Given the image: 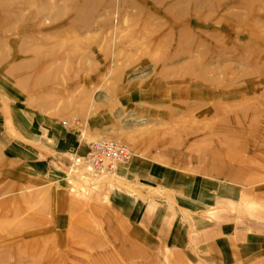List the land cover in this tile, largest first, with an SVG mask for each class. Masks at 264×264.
Returning a JSON list of instances; mask_svg holds the SVG:
<instances>
[{
    "label": "rangeland",
    "instance_id": "374dc122",
    "mask_svg": "<svg viewBox=\"0 0 264 264\" xmlns=\"http://www.w3.org/2000/svg\"><path fill=\"white\" fill-rule=\"evenodd\" d=\"M0 264H264V0H0Z\"/></svg>",
    "mask_w": 264,
    "mask_h": 264
},
{
    "label": "built area",
    "instance_id": "2783aa9c",
    "mask_svg": "<svg viewBox=\"0 0 264 264\" xmlns=\"http://www.w3.org/2000/svg\"><path fill=\"white\" fill-rule=\"evenodd\" d=\"M130 155L127 145L121 141L100 138L87 144V151L82 159L85 167L94 173H110L116 164Z\"/></svg>",
    "mask_w": 264,
    "mask_h": 264
},
{
    "label": "bare ground",
    "instance_id": "6f19581e",
    "mask_svg": "<svg viewBox=\"0 0 264 264\" xmlns=\"http://www.w3.org/2000/svg\"><path fill=\"white\" fill-rule=\"evenodd\" d=\"M201 92H199V95L197 96V101L200 103V102H205V101H207V99H209L210 98V96L208 95H205V97L204 96H202V94H200ZM177 96H179V94L175 91L174 92V98H176ZM186 100V99H185ZM196 100V99H195ZM221 105V104H220ZM207 112H208V114H209V111L208 110H206V111H204L201 115L202 116H205L206 114H207ZM200 115V114H199ZM198 117V116H197ZM206 131L208 132V133H211L213 130L211 129V128H206Z\"/></svg>",
    "mask_w": 264,
    "mask_h": 264
},
{
    "label": "crops",
    "instance_id": "0c3cea01",
    "mask_svg": "<svg viewBox=\"0 0 264 264\" xmlns=\"http://www.w3.org/2000/svg\"><path fill=\"white\" fill-rule=\"evenodd\" d=\"M86 150H87V146H85V148L81 151V154L80 155H84L85 152H86Z\"/></svg>",
    "mask_w": 264,
    "mask_h": 264
}]
</instances>
